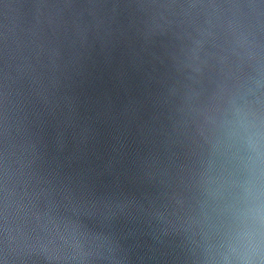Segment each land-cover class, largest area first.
<instances>
[{"label":"clouds","instance_id":"obj_1","mask_svg":"<svg viewBox=\"0 0 264 264\" xmlns=\"http://www.w3.org/2000/svg\"><path fill=\"white\" fill-rule=\"evenodd\" d=\"M0 264H264V0H0Z\"/></svg>","mask_w":264,"mask_h":264}]
</instances>
